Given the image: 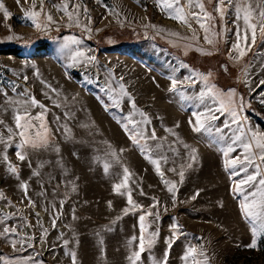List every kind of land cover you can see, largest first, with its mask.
<instances>
[{"label":"rangeland","instance_id":"obj_1","mask_svg":"<svg viewBox=\"0 0 264 264\" xmlns=\"http://www.w3.org/2000/svg\"><path fill=\"white\" fill-rule=\"evenodd\" d=\"M203 2L214 17L205 24L211 44L194 20L188 27L167 18L170 10L158 0H0V256L9 264H72L73 252L76 264H132L129 257L140 251L139 217L148 211L159 217L146 215L144 251L135 264H157L165 253L167 264H264V204L259 196L245 201L256 186L241 183L249 175L264 178L255 145L251 163L242 146L264 135V32L257 27L253 41L247 30L240 57L233 45L245 49V25L235 7L221 17L215 0ZM241 2L251 6L258 24L264 0ZM65 3L69 12L78 7L72 22L61 10ZM32 11L40 13V28L26 18ZM190 53L211 59L217 70L192 67L183 59ZM170 77L184 81L177 85L183 95L170 91ZM208 87L213 92L200 103L195 97ZM25 90L28 95H21ZM118 94L119 106L111 107L110 95ZM30 97L47 108L46 148L17 147L14 116ZM233 110L239 124L232 122ZM29 111L36 116L42 109L29 105ZM197 114L200 131L193 130ZM129 115L135 124L123 119ZM33 124L32 135L43 131L39 121ZM133 131L143 132L139 143L130 138ZM236 135L241 141L233 144ZM229 145L234 151L226 157ZM9 164L18 172L11 173ZM125 168L127 187L117 192ZM129 194L139 208L128 204ZM245 203L249 208L242 211ZM5 227L15 234L4 235ZM254 238L256 247H248Z\"/></svg>","mask_w":264,"mask_h":264},{"label":"snow or ice","instance_id":"obj_2","mask_svg":"<svg viewBox=\"0 0 264 264\" xmlns=\"http://www.w3.org/2000/svg\"><path fill=\"white\" fill-rule=\"evenodd\" d=\"M209 3H211V0H208ZM216 2V7L214 8L215 12L220 13L221 17L224 16L225 14V10L226 8L229 7H235L236 10V14H237V21H239L241 18L243 19V23L245 25V32H244V41H245V49L241 50L239 44H235L233 45V48L236 49V51L239 53V56L242 57L245 54V51L247 50V39H248V34H247V30H251L252 31V37H253V41L255 40V34H256V30L257 27H259V30L261 32H264V10H260L259 11V17H260V21L258 24L252 23V12H251V6L250 5H245L241 2V0H215ZM17 3L19 4V0H17ZM41 3L43 4V0H41ZM158 5H162V10H170L166 12V16L169 19H173L175 20L177 23H182V24H186L188 27H191V20H194L196 24H198L200 26L201 29H203L205 36L204 39L207 43L211 44L212 40L209 39V27H205V24L211 20L214 19V17L206 10L205 7V3L203 2V0H158ZM3 4L0 3V8H3ZM33 9L35 8V4L33 3L32 5ZM68 7L69 5L67 3H65L62 7L61 10H63L65 12V14L68 17V20L70 22L73 21V16L77 14L78 12V7L73 5L74 8H76V12H69L68 11ZM193 9H199V11H194ZM86 11V10H85ZM241 12H243V16L241 17ZM8 13L7 11H5V17H7ZM40 13L39 12H35L32 11L30 14L26 13V18L32 19L33 24L37 27L40 28L39 24H36V20L35 18L37 16H39ZM52 16L48 15L47 16V20L49 22H52ZM75 23L77 24V26H79V20L77 19L75 21ZM150 27L155 28L156 26L154 25H149ZM238 31L236 33L237 38H240V31H239V25H237ZM158 31H164L163 29H158ZM169 35H173V36H177L178 34L176 33H169ZM9 39H11V37H9ZM66 46V45H65ZM187 47L190 46H186ZM202 52V54H208L210 55V52H204L202 49L200 50ZM186 54V53H185ZM82 55V53H76L72 56V60L75 63L78 60V57H80ZM231 58V57H230ZM90 60H94V57H90ZM183 67L187 68L188 65L184 64ZM211 73L208 74V76H210ZM27 79V77H25V80ZM122 79V77H121ZM171 81V87H170V91H174V92H178L180 95H183V92L180 91V89L177 88L178 84H183L184 81H179L178 79L174 78V77H170L169 78ZM204 80H207L208 77L204 76L203 77ZM186 81H189L190 83H194V81H191L190 77H186L185 78ZM262 83H264V81H262ZM118 89H119V94H122L123 96H127L128 99L130 101H132L131 96L125 91L124 89V85L123 84H118L117 85ZM15 90V88H14ZM102 91H104V89H102ZM115 90L113 89H109V93L114 92ZM213 92V88L212 87H208L207 90H201V92L199 93L198 96L195 97L196 100H199L200 103H204L205 101V97L209 94ZM119 94L118 95H110V99L112 100V104L111 107H118L120 104V99H119ZM21 95L27 96V91L25 90V92L21 93ZM219 95L218 90H216V96ZM216 96H213L212 99L215 101ZM229 97H233L235 96L234 92H229L228 93ZM23 103V110L18 109L16 111V114L14 116V120L16 123V128L19 130V136L21 138V143L17 145L18 148H23L24 146H30L34 149H39V148H46L49 145V141H50V137L48 135L47 132V126L44 123V119H45V115L47 112V108L42 105L39 104V102L34 98V97H30L28 100H25L22 102ZM29 105L30 106H38L42 109V111L37 114L36 116H33L31 114V112L29 111ZM57 107L59 106L58 104L56 105ZM131 107L133 109V111L135 112L136 110V105L134 103V101H132L131 103ZM224 106L222 105L221 108H217L215 109V111H221L222 108ZM107 110V109H106ZM208 112L212 113L213 109L208 108ZM140 116L143 118L142 119V123H149V120L146 116H144L143 113H139ZM236 116L237 113L235 110L232 111V117H233V123H237L239 124V121L236 120ZM211 119H217V117L213 114L210 117ZM59 119V118H57ZM123 119L128 120L129 123H133L135 124L136 122L133 121L131 119V115L123 117ZM33 121H39L40 122V128L43 129L42 132H36L35 135H32L30 133V129L34 128V124ZM0 124H3V121H0ZM229 125L227 123H225V127H228ZM123 127L127 130V124L123 125ZM178 127V125H177ZM203 127V124L200 123V114H197V124L196 126H194L193 130L194 131H200V129ZM208 131H211V129H207ZM240 132H243V129H238ZM8 131L10 133H12V129H8ZM169 132H171V130H168ZM217 131L219 132L220 129H217ZM130 138L133 139L134 143H139V139L143 138V132L141 131H133V133L131 134ZM150 138L155 140L156 139V134L153 131L150 135ZM238 141H241V136L236 135L233 139H232V143L235 144ZM253 145H255V148L259 151V158L261 161H264V135L261 136H256L253 135L251 137V142H242V146L245 150V160H247L249 163H251V156H252V148ZM187 147V146H186ZM56 151L58 152L59 149H56ZM123 150H121L122 152ZM195 150H193L194 152ZM231 151H234V149L232 148L231 145L228 146L227 150L224 152V155L227 157L229 155V153ZM111 155H115V153H110ZM17 157L19 160L23 161L25 159V155L22 151H18L17 152ZM7 158L5 157V160ZM192 159H195V156L192 157ZM239 161V157H237L232 163L233 166L236 165V163ZM153 163H156V161H152ZM108 165H105V171L107 172L108 170ZM8 170L11 173H17L18 169L9 164L8 166ZM157 171H159V169H157ZM35 174V173H34ZM258 174V173H257ZM129 171L127 168L124 169V183L123 184H117L115 185L114 190L119 192L121 187H127V181L129 179ZM181 176H183V173H181ZM253 182H255V191L248 193L245 196V201H248L249 197H257L259 196L261 198V203L264 204V178H261L257 181V175H249L247 177L246 180L242 181L241 183L244 184H252ZM167 183V182H165ZM23 187H25L26 189V185H23ZM173 187H169V191L172 192L173 191ZM243 191V190H242ZM144 193L141 192V195H143ZM198 195V193H197ZM195 198V197H193ZM63 203V202H61ZM253 203H255V201H253ZM128 204L131 206L132 209H136L139 208L140 206L138 204L135 203V201H133L131 194H129L128 197ZM152 207H155V205H152ZM249 208V204L245 203L242 205V211L247 210ZM129 211L128 208L124 209L125 214H127V212ZM146 215H155L157 218L159 217L158 213H153L151 211H148L145 214L140 215L139 220L141 222V236L139 238V249L140 251L137 252H133L132 256L129 257V260L132 262V264H135L136 260H138L140 258L141 253L144 251V244H145V237H144V231H145V217ZM247 216H253L254 213H252L251 211H247L246 212ZM55 225V221L53 222ZM177 225H173V228H177ZM260 231L262 233H264V223L260 224ZM16 229L15 228H8L5 227L3 229V234L4 235H8L9 233L11 234H15ZM152 236H156L158 235V233L153 232L151 234ZM255 236V233H254ZM132 240H136V237H133ZM132 241H129V243H131ZM67 243V241L65 242ZM151 243V241H150ZM13 246L15 247V242H13ZM170 246V243H169ZM248 247L251 248H255L256 247V240L255 238L252 240L251 244L248 245ZM189 254L192 252V249H189ZM202 254V253H201ZM0 261H3L4 264H9L8 260L5 257L0 256ZM72 264H76V254L73 252L72 253ZM157 264H167V253H165V259L163 261L157 262Z\"/></svg>","mask_w":264,"mask_h":264},{"label":"trees","instance_id":"obj_3","mask_svg":"<svg viewBox=\"0 0 264 264\" xmlns=\"http://www.w3.org/2000/svg\"><path fill=\"white\" fill-rule=\"evenodd\" d=\"M188 64L192 65V67H211L216 69L214 61L209 58H200L195 53H190L188 56L183 58ZM217 70V69H216Z\"/></svg>","mask_w":264,"mask_h":264},{"label":"bare ground","instance_id":"obj_4","mask_svg":"<svg viewBox=\"0 0 264 264\" xmlns=\"http://www.w3.org/2000/svg\"><path fill=\"white\" fill-rule=\"evenodd\" d=\"M127 6V5H126ZM123 8H124V13L127 14L128 16L131 14V12L129 11V9H126L125 4H123ZM128 8V7H127ZM2 107V106H1ZM251 174V173H250ZM248 175V174H247Z\"/></svg>","mask_w":264,"mask_h":264}]
</instances>
